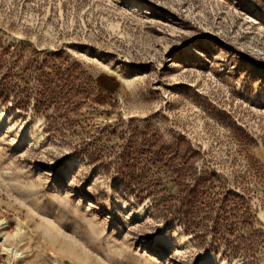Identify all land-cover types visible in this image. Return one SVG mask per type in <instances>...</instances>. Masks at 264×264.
I'll return each mask as SVG.
<instances>
[{
    "label": "rangeland",
    "instance_id": "rangeland-1",
    "mask_svg": "<svg viewBox=\"0 0 264 264\" xmlns=\"http://www.w3.org/2000/svg\"><path fill=\"white\" fill-rule=\"evenodd\" d=\"M0 40L48 71L71 67L81 104L44 113L31 96L27 109L0 101V264H240L159 219L90 164L80 141L97 135L108 147L149 125L196 150L197 167L215 169L226 188L246 184L264 232L255 0H0ZM57 116L70 121L63 137L46 130Z\"/></svg>",
    "mask_w": 264,
    "mask_h": 264
},
{
    "label": "trees",
    "instance_id": "trees-1",
    "mask_svg": "<svg viewBox=\"0 0 264 264\" xmlns=\"http://www.w3.org/2000/svg\"><path fill=\"white\" fill-rule=\"evenodd\" d=\"M255 2L264 10V0ZM46 64L23 58L16 47L0 40V101L27 109L31 96L33 109L44 113L78 108L71 67L55 65L48 71ZM47 120L46 130L61 137L70 128V121L60 116ZM101 139H81L87 161L112 174L124 192L139 201L147 199V209L159 219L177 222L197 245L216 254L239 259L240 264H264L259 256L264 232L254 225L246 184L226 188L215 169L197 167L196 150L183 149L180 142L166 144L149 125L123 129L121 141L108 147Z\"/></svg>",
    "mask_w": 264,
    "mask_h": 264
}]
</instances>
